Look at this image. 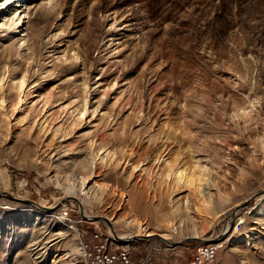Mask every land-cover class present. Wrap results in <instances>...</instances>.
<instances>
[{
	"label": "rangeland",
	"instance_id": "obj_1",
	"mask_svg": "<svg viewBox=\"0 0 264 264\" xmlns=\"http://www.w3.org/2000/svg\"><path fill=\"white\" fill-rule=\"evenodd\" d=\"M15 13L0 264H84L78 238L110 226L197 236L121 243L130 264H186L203 237L217 264H264V0H0V23Z\"/></svg>",
	"mask_w": 264,
	"mask_h": 264
},
{
	"label": "built area",
	"instance_id": "obj_2",
	"mask_svg": "<svg viewBox=\"0 0 264 264\" xmlns=\"http://www.w3.org/2000/svg\"><path fill=\"white\" fill-rule=\"evenodd\" d=\"M64 219L70 224L76 222L67 215H64ZM94 230L87 240L78 238L84 264H130L129 244L118 243L101 228H94ZM217 247L216 244L209 242L196 244L186 264H217Z\"/></svg>",
	"mask_w": 264,
	"mask_h": 264
},
{
	"label": "bare ground",
	"instance_id": "obj_3",
	"mask_svg": "<svg viewBox=\"0 0 264 264\" xmlns=\"http://www.w3.org/2000/svg\"><path fill=\"white\" fill-rule=\"evenodd\" d=\"M17 13V12H16ZM16 13L13 15V17H11L10 19H8V20H4V21H2L1 23H0V25H8V27H11V25L13 26V25H18V27H21L23 24H21V22H22V20H21V17L18 19V22L16 23V19L17 18H15V15H16ZM22 13V11L19 13V15ZM24 15V14H23ZM176 180H177V182H180L181 180H182V172L180 171V172H178V174H177V176H176ZM187 182H191V179L189 178V179H187ZM65 194H66V196L65 197H69V198H72V200H74V201H76L77 203H78V205H79V209H80V215L84 218V219H86L85 218V215H84V213H83V211H82V208H81V201H80V199L79 198H77L75 195H71L72 193L69 191V190H66L65 189ZM262 194V195H261ZM257 196H260L259 197V201H260V203L258 204V206H257V208H256V210L258 211H260V210H263L262 208H264V189L259 193V194H256L255 195V197H257ZM61 204H63L62 203V200H60V201H58L55 205H53V207H47V206H42V205H40V204H36V203H34L33 205H35L38 209H40V210H44V211H50V210H52V209H56V208H58ZM216 205V204H215ZM218 205H219V203H218ZM186 206H188V203H186ZM218 207H220V206H218ZM217 207V205L215 206V208L217 209L218 208ZM220 210V209H219ZM222 211V210H221ZM175 212V211H174ZM229 212V211H228ZM235 213H236V210L233 212V215H232V217L235 215ZM177 214V213H176ZM178 214H179V212H178ZM96 217V216H95ZM179 217H181V216H179ZM179 217H178V219H179ZM231 217V216H230ZM128 225L129 226H134V227H141V223L140 222H138V221H136V220H134L133 218L131 219V220H129L128 221ZM110 231H111V233H112V235H113V238L115 237V238H117V241H119L120 243H128V242H130L131 240H133V239H138L140 236H144V235H134V236H132V237H130L129 239H128V237L127 236H118L117 237V235H116V233H115V231H114V229L110 226ZM174 231V226H172L171 227V233H174L173 232ZM60 232V231H59ZM64 233H65V231L62 233L61 232V235H64ZM224 235V233L222 232L221 234H220V236H219V238L220 237H222ZM122 237V238H121ZM160 238L161 240H163L164 242H166V243H168L169 244V240H168V238L169 237H171V234H169L168 232L167 233H165V234H162V235H159V234H154V233H150L149 234V236H147V239H150V238ZM192 237H197V236H192ZM114 238V239H115ZM210 239H212L211 237H209L208 239H206V237H203L202 238V240H205V241H208V240H210ZM217 240V239H216ZM41 248V247H40Z\"/></svg>",
	"mask_w": 264,
	"mask_h": 264
},
{
	"label": "water",
	"instance_id": "obj_4",
	"mask_svg": "<svg viewBox=\"0 0 264 264\" xmlns=\"http://www.w3.org/2000/svg\"><path fill=\"white\" fill-rule=\"evenodd\" d=\"M247 202L248 201H245V203H242L241 205H239V207L241 208V207H243V206H245L246 204H247ZM80 213V212H79ZM147 238V236H140L139 237V239H146ZM185 239H195V237H185L184 239H182V240H178V241H175V242H169V245L170 246H174V245H177V244H179V243H181V241H183V240H185ZM217 239V237L216 238H213V239H210V240H212V241H215ZM199 241H202V242H204L205 240H202V238H199L198 239ZM117 241V240H116ZM118 243H120L119 241H117Z\"/></svg>",
	"mask_w": 264,
	"mask_h": 264
}]
</instances>
